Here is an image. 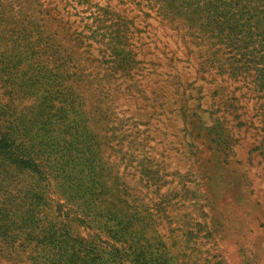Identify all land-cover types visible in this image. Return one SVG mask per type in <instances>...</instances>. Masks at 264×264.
Wrapping results in <instances>:
<instances>
[{
	"label": "rangeland",
	"instance_id": "1",
	"mask_svg": "<svg viewBox=\"0 0 264 264\" xmlns=\"http://www.w3.org/2000/svg\"><path fill=\"white\" fill-rule=\"evenodd\" d=\"M172 1L0 0V102L30 116L53 94L30 79L70 89V171L104 177L91 203L104 229L130 233L125 264H264V25L236 42ZM248 6L219 21L263 23L264 0ZM10 171L0 264H73L98 225L74 221L71 203L59 211L54 193L45 206L41 172ZM109 234L98 243L111 253Z\"/></svg>",
	"mask_w": 264,
	"mask_h": 264
},
{
	"label": "trees",
	"instance_id": "2",
	"mask_svg": "<svg viewBox=\"0 0 264 264\" xmlns=\"http://www.w3.org/2000/svg\"><path fill=\"white\" fill-rule=\"evenodd\" d=\"M248 1L206 0L207 5L197 2L198 6L194 4V0H183L182 2L191 6L192 12H203L210 24H218L222 31L228 27L229 33L227 34L237 42L240 40L239 33L244 32L247 35H252V28L256 29L259 25H264V22L256 20L253 24H247V21L254 17L249 16L240 24L242 28H237L230 23L228 25L219 21V18L248 14ZM166 8L174 10L178 6H174L173 1L170 0ZM169 12L171 11L169 10ZM48 83L50 85L47 89L45 88V92L48 91L53 94H46V96L43 94L42 98L35 99L36 103L32 104V108H36L31 109L30 116L15 115L7 103L2 104L0 102V172H11V169L13 172H41L43 180L46 182V185L42 186L45 206H50L48 202H45L48 198L46 195L49 192L54 193L58 198L55 203L59 211L71 203L76 208L78 213L76 215L80 216L74 221L85 225L94 222L98 225V231L93 234V241L88 245H83V247L79 245L77 252L75 251L74 257L76 259L73 264H87L86 259H84V255L87 253L90 254L88 264L133 263L132 245L134 242L129 238L130 233L119 228L121 226L119 223L116 228L110 225L104 229L102 219H98L103 217L102 207L99 204L93 206L91 203L92 196L96 195V192H101L104 177L99 173L85 174L80 171L79 175H76L70 171L73 166L74 151V128L69 122L72 113L70 109L73 103L70 97V89L66 93L61 88L63 83L54 84L49 80L42 81L40 79H30L26 86L36 89L37 86H46ZM55 100L59 105L54 106L53 101ZM84 150L85 148L81 144L77 151L83 166L86 160L83 155ZM25 198L32 197L26 196ZM60 198H63L64 202L61 203ZM33 215L31 214V216ZM110 232L113 233V239L117 245L114 244L113 248L111 247L113 252L108 253L106 248L101 246L106 242L99 244L98 241L102 242L103 234L110 237ZM64 250L66 249L64 248ZM119 251L122 253L120 254Z\"/></svg>",
	"mask_w": 264,
	"mask_h": 264
}]
</instances>
